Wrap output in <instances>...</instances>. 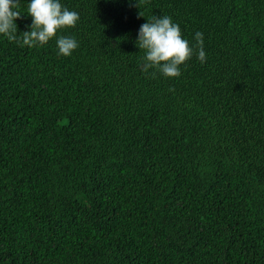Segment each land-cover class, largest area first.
I'll list each match as a JSON object with an SVG mask.
<instances>
[{
    "label": "trees",
    "instance_id": "obj_1",
    "mask_svg": "<svg viewBox=\"0 0 264 264\" xmlns=\"http://www.w3.org/2000/svg\"><path fill=\"white\" fill-rule=\"evenodd\" d=\"M59 2L71 56L0 35V264H264V0ZM152 15L206 62L144 73Z\"/></svg>",
    "mask_w": 264,
    "mask_h": 264
},
{
    "label": "clouds",
    "instance_id": "obj_2",
    "mask_svg": "<svg viewBox=\"0 0 264 264\" xmlns=\"http://www.w3.org/2000/svg\"><path fill=\"white\" fill-rule=\"evenodd\" d=\"M143 3L148 0H136L135 7L139 8ZM19 7L20 0H0V35L9 42L34 48L43 47L55 39L58 54L65 57L71 56L79 47L74 37L59 34L76 27L80 19L78 12L69 10L59 0H31L27 4L31 25L18 35L15 21L24 16ZM139 17H144L140 11ZM146 21L140 26L136 40V47L144 52L141 64L144 73L152 78L159 73L166 79H174L181 75V67L186 66L193 56L202 64L206 62L201 32L195 33L193 45L183 37L179 25L170 16L152 15Z\"/></svg>",
    "mask_w": 264,
    "mask_h": 264
}]
</instances>
